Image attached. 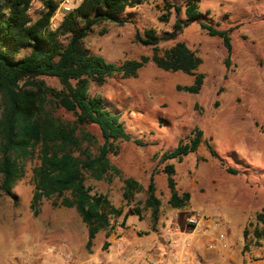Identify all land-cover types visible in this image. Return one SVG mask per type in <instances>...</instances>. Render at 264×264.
Returning <instances> with one entry per match:
<instances>
[{"label":"rangeland","instance_id":"1","mask_svg":"<svg viewBox=\"0 0 264 264\" xmlns=\"http://www.w3.org/2000/svg\"><path fill=\"white\" fill-rule=\"evenodd\" d=\"M43 1L33 0L28 11L33 19L45 10ZM168 1L179 5V11L165 8L162 0H144L118 15L130 22H97L82 40L85 49L107 61L149 58L135 76L112 75L102 84H89L90 94L101 95L109 110L120 113L130 135L129 140L113 141L116 153L108 155L121 175L97 180L83 171L91 192L105 194L120 214L110 217L108 227L95 234L87 249L86 227L73 208L42 200L38 213H33L32 167L37 161L32 160L12 189L15 198L0 192V264H264L260 235L264 232V0L198 2V20L229 29L228 62L221 38L209 35L196 20L174 37L159 39V55L183 41L201 58L194 71L203 75L196 93L177 88L190 85L193 74L157 67L150 59L151 46L135 39L137 30L152 28L161 37L172 31L175 21L186 19L185 0ZM37 78L60 86L55 78ZM54 114L73 120L70 112L58 107ZM196 127L203 134L194 152L181 161L161 159ZM77 133L89 136L82 139V147L90 151L96 152L103 142L94 124L79 125ZM166 163L174 165L178 193L189 194L180 208L168 203L170 192L162 171ZM151 173L159 199L154 219L145 205ZM124 177L141 185L130 198L123 195ZM193 211L221 219L226 247L206 248L202 230L192 236L188 248L182 246L185 217Z\"/></svg>","mask_w":264,"mask_h":264},{"label":"trees","instance_id":"2","mask_svg":"<svg viewBox=\"0 0 264 264\" xmlns=\"http://www.w3.org/2000/svg\"><path fill=\"white\" fill-rule=\"evenodd\" d=\"M143 1L82 0L63 16L57 28L50 29L49 18L57 6L54 0H44L45 10L34 19L28 12L30 0H0V192L15 198L13 187L25 175L28 163L36 160L32 167L30 208L37 214L42 200H50L56 207L73 208L86 227L87 249H90L95 234L108 227L110 217L118 216L121 211L105 194L91 192L84 183L83 171H88L97 180L121 175L108 155L116 153L113 141L130 139L120 113L109 110L101 95L90 94L89 84H102L112 75L135 76L149 58L107 61L102 55L85 49L82 40L91 25L97 22H130L118 15ZM162 1L165 8L173 7L179 11V5ZM199 1L185 0L186 19L175 21L170 33L159 37L152 28L135 32L137 42L151 46L150 59L157 67L194 75L190 85L177 87L191 93H196L202 84L203 75L194 73L201 58L183 41L174 42L163 50L162 55L158 54L157 44L160 38L170 39L183 26L196 20L209 35L221 38L228 62L231 51L229 29H218L211 23L198 20L201 16L197 6ZM38 76L55 78L60 86H50ZM57 107L70 112L73 120L64 121L55 115ZM82 124H94L100 130L103 142L96 152L82 147V139L89 140L87 134L77 133ZM202 134L201 129L194 128L186 140L180 139L173 149L161 155V159L181 161L197 149ZM134 141L141 144L138 139ZM205 143L210 154H215L210 142ZM162 171L166 174L170 192L168 203L174 208L182 207L189 194L178 193L173 178L174 165L166 163ZM140 188L137 180L123 178L126 198ZM146 192L145 205L151 208L154 219L159 199L152 173ZM257 216L263 218L262 214ZM260 235L264 236V232Z\"/></svg>","mask_w":264,"mask_h":264},{"label":"built area","instance_id":"3","mask_svg":"<svg viewBox=\"0 0 264 264\" xmlns=\"http://www.w3.org/2000/svg\"><path fill=\"white\" fill-rule=\"evenodd\" d=\"M57 3L56 9L49 18V28L55 29L61 22L63 16L71 12L82 0H54ZM33 0L29 2L28 11L31 9ZM223 223L217 216L201 215L197 211L190 212L185 217V230L186 238L182 240V246L188 248L192 236L196 235L200 230L206 237L205 247L209 250L220 251L226 247L225 234L220 231L223 229ZM213 231V232H212ZM214 231H218L215 233ZM64 243L59 244L60 249H64ZM63 251V250H61ZM64 252V251H63ZM66 256H70L66 254ZM150 264V263H147ZM154 264V263H152Z\"/></svg>","mask_w":264,"mask_h":264}]
</instances>
